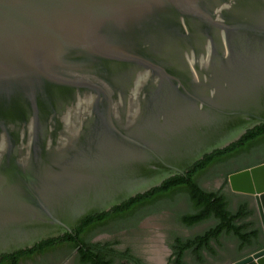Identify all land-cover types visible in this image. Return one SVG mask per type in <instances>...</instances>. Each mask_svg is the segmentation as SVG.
Here are the masks:
<instances>
[{
    "label": "water",
    "instance_id": "95a60500",
    "mask_svg": "<svg viewBox=\"0 0 264 264\" xmlns=\"http://www.w3.org/2000/svg\"><path fill=\"white\" fill-rule=\"evenodd\" d=\"M262 124L264 0H0V256ZM228 184L254 197L264 233V163ZM251 262L264 248L230 264Z\"/></svg>",
    "mask_w": 264,
    "mask_h": 264
},
{
    "label": "trees",
    "instance_id": "16d2710c",
    "mask_svg": "<svg viewBox=\"0 0 264 264\" xmlns=\"http://www.w3.org/2000/svg\"><path fill=\"white\" fill-rule=\"evenodd\" d=\"M262 162L264 124L249 130L225 149L204 156L184 176L172 177L161 186L137 195L108 212L85 218L71 233L43 241L31 249L1 255L0 264H57L64 255L74 256L77 264H113L116 261L125 264V260L141 264L128 252L113 249L112 243H93L92 238L102 232L136 226L140 220L154 213L173 210L182 199L186 201L189 212L179 214L178 222L188 228L208 221H214L215 224L191 238H176L170 245L173 252L170 264H188L184 260L186 255L195 264H206L204 253L218 258L217 249L227 250L225 241L233 242L238 252L253 249V253L262 247L258 242L262 227L252 219L254 210L248 207L246 200L231 209L232 195L221 191H206L199 184L198 178L206 176L209 170L216 172L209 177L220 172L227 177L235 172L231 167L233 164H238L237 170H244Z\"/></svg>",
    "mask_w": 264,
    "mask_h": 264
},
{
    "label": "rangeland",
    "instance_id": "374dc122",
    "mask_svg": "<svg viewBox=\"0 0 264 264\" xmlns=\"http://www.w3.org/2000/svg\"><path fill=\"white\" fill-rule=\"evenodd\" d=\"M232 169L235 171L238 169V164H233ZM220 178H214L208 176H201L198 180L203 189L207 191H214L219 186ZM230 193V192H229ZM232 195L231 209L236 208L238 198ZM189 212V207L185 200H180L173 210L154 213L150 215V220L147 223V227L141 229L135 233H122L118 235L126 245H130L134 248L135 252L142 257L145 264H164L169 259V246L168 244L172 240L173 236H192L202 233L207 228L214 225L213 222H207L186 228L181 225L177 216ZM119 232L115 231L114 233ZM264 245V241L262 242ZM227 250L225 254L221 255L218 259L210 260L207 264H230L240 257L252 253L254 251L245 250L238 252L235 249L233 242H224ZM58 264H77L73 256L64 255Z\"/></svg>",
    "mask_w": 264,
    "mask_h": 264
},
{
    "label": "flooded vegetation",
    "instance_id": "af4514ba",
    "mask_svg": "<svg viewBox=\"0 0 264 264\" xmlns=\"http://www.w3.org/2000/svg\"><path fill=\"white\" fill-rule=\"evenodd\" d=\"M264 162H262V163H260V164H263ZM257 165H259V164H257ZM256 166V165H255ZM253 167V166H252ZM238 171H241V170H235V172H233V173H236V172H238ZM215 174L216 172H214V171H211V170H209L208 172H207V174H206V176L209 174ZM233 173H231V174H233ZM231 174H229V175H231ZM228 175V176H229ZM228 176L226 177L225 175H224V173L223 172H220L218 175H215V176H213L214 178H220V184H219V186L216 188V190H214V191H221L222 193H225V194H227V195H230V194H233V195H235V197H237L238 198V201H237V203H236V206L240 203V202H242L243 200H246L247 202H248V207L250 208V209H253L254 210V213H253V220L254 221H256V222H259V224L261 225V219H260V216H259V212H258V210H257V207H256V203H255V200H254V197L253 196H250V195H246V194H239V193H233L231 190H230V187H229V184H228ZM201 177H199L198 178V180L200 179ZM227 181V184L225 183ZM203 188V187H202ZM205 190V189H204ZM207 191V190H206ZM230 192V193H229ZM164 212V211H163ZM150 220V215L149 216H147V217H145V218H143L142 220H140L137 224H136V226H133V227H128V228H126V229H122V230H119V232H116V233H114L115 232V230L113 231V232H102V233H99V234H97V235H95L93 238H92V240H91V242H93V243H107V242H109V243H112V245H111V247L113 248V249H115V250H117V251H120V252H128L134 259H136V260H138L141 264H145L144 262H143V260H142V257L141 256H139L136 252H135V250H134V248H132L130 245H126L125 243H124V241L120 238V237H118V235H120V234H122V233H135V232H139L141 229H143V228H145V227H147L148 225H147V223H148V221ZM208 222H213L214 224H215V222L214 221H208ZM180 223V222H179ZM204 223H207V222H204ZM181 225H183L182 223H180ZM201 224H203V223H201ZM200 225V224H199ZM184 227H186L185 225H183ZM196 226H198V225H196ZM111 228V227H110ZM186 228H188V227H186ZM208 229V228H207ZM206 229V230H207ZM205 231V230H204ZM203 231V232H204ZM202 232V233H203ZM201 234V233H200ZM197 235V234H196ZM193 236H195V235H192V236H179V235H176V236H173L172 237V240L170 241V243L168 244V246H169V253H170V257H169V259L168 260H166L165 261V263L164 264H170L169 263V261H170V259H171V257H172V250H171V248H170V245H172L173 243H174V241H175V239L176 238H182V239H188V238H191V237H193ZM264 241V233H263V231H262V235L260 236V238H259V243H261L262 244V247L261 248H259L258 250H260V249H262V248H264V245H263V242ZM258 250H256V251H258ZM217 251H218V258L221 256V255H223V254H225V252L226 251H224V250H222V249H217ZM74 257V256H73ZM204 257H205V260H206V264H207V262L208 261H210V260H215V259H218L217 257H215V258H212V257H210V256H208L206 253H204ZM75 258V257H74ZM40 258H38V261H40L39 260ZM184 260H185V262L186 263H188V264H195V263H193L192 261H191V258L188 256V255H186L185 256V258H184ZM123 262H125V264H135L134 262H131V261H128V260H125V261H123ZM20 264H32V262H22V263H20ZM58 264V263H57ZM113 264H118L117 263V261L116 262H114Z\"/></svg>",
    "mask_w": 264,
    "mask_h": 264
},
{
    "label": "bare ground",
    "instance_id": "6f19581e",
    "mask_svg": "<svg viewBox=\"0 0 264 264\" xmlns=\"http://www.w3.org/2000/svg\"><path fill=\"white\" fill-rule=\"evenodd\" d=\"M247 182V178L242 177V178H237L236 180H234V184L239 187V186H244L246 185V187H248V185L246 184Z\"/></svg>",
    "mask_w": 264,
    "mask_h": 264
}]
</instances>
